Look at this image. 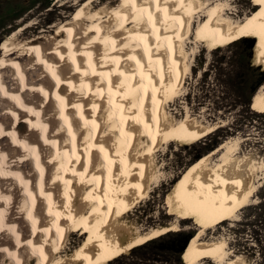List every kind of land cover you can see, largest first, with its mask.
<instances>
[{"label":"bare ground","instance_id":"1","mask_svg":"<svg viewBox=\"0 0 264 264\" xmlns=\"http://www.w3.org/2000/svg\"><path fill=\"white\" fill-rule=\"evenodd\" d=\"M227 2L54 0L49 24L33 10L0 30V195L12 194L2 197L10 205L0 199V231L7 236H0V264L34 258V264H105L178 230V221L146 231L125 218L178 175L164 173L160 146L197 141L216 128L171 109L184 97L193 47L253 41L264 66V0H251L252 12L233 19ZM57 6L63 11L56 13ZM263 89L264 83L250 98L256 112H264ZM235 148L220 143L189 162L175 182L171 201L181 219L200 224L180 254L183 264H244L227 256L224 239L201 240L253 197L251 174L231 158ZM215 152L219 159L208 166ZM15 206L18 215L10 218ZM43 225L47 230H39Z\"/></svg>","mask_w":264,"mask_h":264},{"label":"rangeland","instance_id":"2","mask_svg":"<svg viewBox=\"0 0 264 264\" xmlns=\"http://www.w3.org/2000/svg\"><path fill=\"white\" fill-rule=\"evenodd\" d=\"M227 1L228 7L231 8L230 11L236 13L234 17L230 15L231 19L236 18V16L242 18L252 12L250 8L251 0ZM53 3L54 0L8 1L0 8V30L11 21L33 10H36L37 14L42 17H47L48 20L45 24H49L53 20L50 18L53 14L49 10ZM55 11L59 13L63 10L60 6H57ZM191 21L194 23L192 25L193 28L196 25V17L194 16ZM194 29L190 31L191 37L195 33ZM195 46L192 50L195 52L191 58L193 68L191 73L187 74V79L181 90L184 97L177 101V108L175 105H172L171 109L178 111L180 108L183 112L187 110L196 122L205 125H216L219 135L214 136L211 133L197 141L186 143H174L171 141L168 143L167 148L163 145L160 146L156 158L160 163H166L167 168L164 169V173L178 175L175 176L169 186L161 185L158 188L155 187L149 196L147 195V199H143L129 212V217L125 218V220L132 225L131 227L145 228L146 231L159 225H169L178 221V230L170 231L130 249L105 264H183L180 256L181 253L177 249L183 243L182 240L187 236L191 237L200 224L197 225L198 223H193L192 221L186 222L181 219L184 216L183 212H179L171 201L172 189L175 182H177V178L189 162L194 161L202 154L214 149V147H218L223 142L230 145L233 143V146L236 147L231 158L233 160H241L240 162L243 163L242 167L246 168L252 176L251 181L255 184V190L253 191V197L249 200V204L237 213L235 219L225 220L215 227L206 229L201 240L224 239L227 244L228 257H238L244 264H264V204H258L261 199L264 200V112H256L249 106L251 98L250 90L255 86L259 78L263 76L264 66L259 61L261 57L253 51V44L251 45V42L248 41L237 40L224 46L214 47L213 49H211L207 41H201L200 45ZM187 47L189 48V46ZM43 70L45 69L43 68ZM45 72L47 73V71ZM52 100L54 101H51L53 104L51 108L55 112V97ZM57 114L55 113L56 118ZM24 116V122L30 127L31 124L27 120V116L25 114ZM59 123L58 126L60 125ZM54 130L56 131V129ZM22 131L25 133L24 128ZM35 133L43 140V132L40 129H36ZM22 136L26 135L22 134ZM7 138L6 142L9 140L12 142L13 139L10 135H7ZM215 140L218 142L211 146V143ZM24 151L27 153L26 149ZM28 156L34 168L36 166L35 160L30 155ZM218 156L219 152L211 155L208 160V166L216 163L217 159H219L217 158ZM55 164H53V167H55ZM35 170L38 174L37 169ZM17 182L19 183L18 178ZM19 186L22 188L17 192L18 196L23 193L22 184L19 183ZM3 195L8 197L12 194L7 193ZM3 195H0L2 203L9 204L10 199L3 200ZM17 195L15 194V196ZM17 211L18 207L15 206L11 207L10 210L8 209L7 213L12 218ZM21 216L24 218L23 213H20ZM23 218L22 220L25 221L26 219ZM30 218L33 222V229L37 230L38 227L34 219ZM194 222L196 221L194 220ZM42 229L47 230L45 225L39 228V230ZM16 230L14 227V232L17 235ZM2 235L6 236V232L0 231V236ZM32 235L33 233H29L27 237H31ZM87 235L88 230L83 234L82 243L87 238ZM74 236L76 237L77 234ZM9 237L14 239V235H11V233ZM174 237L180 238V242L176 243L174 248L162 247V245L166 244L167 240ZM19 238L17 235V239ZM73 239L74 237H70L68 241L70 242ZM31 247L34 252L38 251L35 245L32 244ZM49 248L52 249L51 252L53 254L52 245ZM54 259H56L55 255ZM34 262L35 258L30 263L34 264ZM201 263L215 264V262L211 263V261L206 259Z\"/></svg>","mask_w":264,"mask_h":264},{"label":"water","instance_id":"3","mask_svg":"<svg viewBox=\"0 0 264 264\" xmlns=\"http://www.w3.org/2000/svg\"><path fill=\"white\" fill-rule=\"evenodd\" d=\"M8 1H15V0H0V8L3 6V5H5ZM18 1H20V2H26L27 0H18ZM253 44V41H251V45ZM263 80H264V74H263V76L261 77V78H259V80L256 82V84H255V86H253L252 88H251V96L254 94V92L257 90V87L260 85V84H262V82H263ZM215 148V147H214ZM189 238H190V236H187L185 239H184V241H183V243L179 246V248L177 249L180 253L184 250V248L186 247V244H187V242H188V240H189Z\"/></svg>","mask_w":264,"mask_h":264},{"label":"trees","instance_id":"4","mask_svg":"<svg viewBox=\"0 0 264 264\" xmlns=\"http://www.w3.org/2000/svg\"><path fill=\"white\" fill-rule=\"evenodd\" d=\"M248 62V61H247ZM219 131H218V128H215L211 133H213V135L215 136H218L219 135V133H218ZM210 133V134H211ZM216 142H218L217 140H215L213 143H211V146L212 145H215L216 144ZM258 204H264V200H260L259 202H258ZM186 238V237H185ZM184 238V239H185ZM178 239V240H177ZM184 239L182 240V241H184ZM180 242V238H178V237H174V238H171V239H169V240H167L166 241V244L165 245H162V247H165V248H174L175 247V245H176V243L178 244ZM260 242V241H259ZM263 246H264V241H263ZM263 250H264V247H263Z\"/></svg>","mask_w":264,"mask_h":264}]
</instances>
